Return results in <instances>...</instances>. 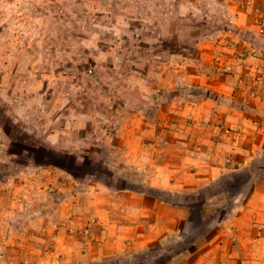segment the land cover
Returning a JSON list of instances; mask_svg holds the SVG:
<instances>
[{
    "label": "rangeland",
    "instance_id": "obj_1",
    "mask_svg": "<svg viewBox=\"0 0 264 264\" xmlns=\"http://www.w3.org/2000/svg\"><path fill=\"white\" fill-rule=\"evenodd\" d=\"M219 162L230 170L205 177ZM253 182L258 198L264 0H0V264H168L159 243L92 263L71 253L107 244L77 191L183 202L191 227L165 241L180 250ZM250 255L264 264L260 243Z\"/></svg>",
    "mask_w": 264,
    "mask_h": 264
},
{
    "label": "crops",
    "instance_id": "obj_2",
    "mask_svg": "<svg viewBox=\"0 0 264 264\" xmlns=\"http://www.w3.org/2000/svg\"><path fill=\"white\" fill-rule=\"evenodd\" d=\"M185 157L192 158V156ZM210 168L212 169L205 171V177L215 178L230 170L221 162L213 166L211 164ZM191 169L194 174L198 171L195 167ZM154 176L156 177L154 184L160 188L171 190V187H175L176 181L166 173H156ZM254 182L249 185L245 193L246 199H236V210L232 214L210 222L208 225L211 229L207 230L206 236H197L180 250L166 249L165 244L168 240L176 241L181 236L183 228L187 232L191 227L186 204L142 196L139 193H132L127 188L107 191L102 190V187L100 189L90 185L85 190L77 192L86 194V207L92 219L98 224L99 238H103L107 244L104 246L95 244V247L89 249L80 247L74 242L69 250L86 262L92 263L123 254L132 247L140 249L159 243L157 254L166 251L169 256L168 264H252L250 254L254 253L257 242L264 246V189L258 198L254 197L257 191V183ZM136 195L139 196V203L124 201ZM83 202L78 194L70 200L69 207L73 211L77 210ZM115 208L126 210L123 218L128 219L117 220ZM150 219H155L157 224L150 227L151 223L148 221ZM256 226L262 230L257 232ZM115 235V243L111 244L110 241ZM64 251L57 249L56 255Z\"/></svg>",
    "mask_w": 264,
    "mask_h": 264
},
{
    "label": "trees",
    "instance_id": "obj_3",
    "mask_svg": "<svg viewBox=\"0 0 264 264\" xmlns=\"http://www.w3.org/2000/svg\"><path fill=\"white\" fill-rule=\"evenodd\" d=\"M35 146H36V145H33L32 148H35ZM54 164L59 165V163H57V161H55ZM204 231H205V230L203 229L202 232H204Z\"/></svg>",
    "mask_w": 264,
    "mask_h": 264
}]
</instances>
